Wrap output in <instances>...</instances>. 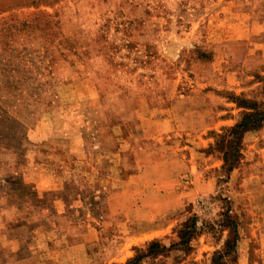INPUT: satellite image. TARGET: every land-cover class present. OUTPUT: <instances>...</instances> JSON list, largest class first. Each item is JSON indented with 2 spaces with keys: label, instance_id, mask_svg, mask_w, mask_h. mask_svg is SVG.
Returning a JSON list of instances; mask_svg holds the SVG:
<instances>
[{
  "label": "rangeland",
  "instance_id": "374dc122",
  "mask_svg": "<svg viewBox=\"0 0 264 264\" xmlns=\"http://www.w3.org/2000/svg\"><path fill=\"white\" fill-rule=\"evenodd\" d=\"M262 112L264 0H0V264H264Z\"/></svg>",
  "mask_w": 264,
  "mask_h": 264
},
{
  "label": "trees",
  "instance_id": "16d2710c",
  "mask_svg": "<svg viewBox=\"0 0 264 264\" xmlns=\"http://www.w3.org/2000/svg\"><path fill=\"white\" fill-rule=\"evenodd\" d=\"M262 123H264V112L262 113H258V115H252L250 113L246 114L244 116V118L241 120L240 123H238L237 125H235L233 128H232V134L234 135V139H235V142L238 144L239 141H240V136L243 132L247 131V130H251V129H256L258 128L259 126L262 125ZM235 152H236V149H235ZM238 153V152H236ZM225 156H226V163L228 162L227 160V152L225 153ZM236 157V156H235ZM238 159L235 158L234 162L237 161ZM232 165V164H231ZM231 167V166H230ZM194 231L193 227L189 228L188 230H186L184 233H183V239L185 238L186 235H190L192 234Z\"/></svg>",
  "mask_w": 264,
  "mask_h": 264
},
{
  "label": "crops",
  "instance_id": "0c3cea01",
  "mask_svg": "<svg viewBox=\"0 0 264 264\" xmlns=\"http://www.w3.org/2000/svg\"><path fill=\"white\" fill-rule=\"evenodd\" d=\"M256 165V178H258L259 177V172H257V171H263L264 169H262V167L261 166H259V165H262V164H260V163H257V164H255ZM264 172V171H263ZM258 173V174H257Z\"/></svg>",
  "mask_w": 264,
  "mask_h": 264
}]
</instances>
